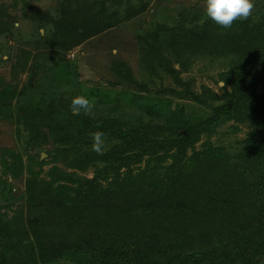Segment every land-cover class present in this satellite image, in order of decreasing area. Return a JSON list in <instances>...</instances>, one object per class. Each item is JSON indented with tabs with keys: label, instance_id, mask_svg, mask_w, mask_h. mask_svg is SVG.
Instances as JSON below:
<instances>
[{
	"label": "trees",
	"instance_id": "16d2710c",
	"mask_svg": "<svg viewBox=\"0 0 264 264\" xmlns=\"http://www.w3.org/2000/svg\"><path fill=\"white\" fill-rule=\"evenodd\" d=\"M133 1L83 0L81 7L82 0H76L72 9V0H63L54 15L32 7L29 15L23 14L38 23L44 38L53 42L56 56L50 57L59 64L51 68L49 87L32 99L23 93L20 101L22 94L0 78V107L12 105L19 96L13 120L26 131L24 145L39 148L52 140L56 147L47 152L48 157L64 160L81 172L92 167L93 176L60 174L62 182L68 177L66 182L72 185L54 187L51 182L41 189L40 172L31 168L35 161L29 163L25 195L31 231L24 230L21 238L22 212L13 219L0 212V264H259L264 259V0H255L259 23L236 21L225 29L206 17L199 27L169 40L171 48L181 54L239 55V61L220 76L224 82L220 94L206 87L198 94L189 81L182 80L181 70L169 67L165 71L174 83L165 90L169 97H160L162 91L140 97L136 107L141 115L135 123L106 121L83 111L74 114L72 98L87 92L73 84L68 107H46L59 96L56 82L68 80L70 84L65 72L68 61L62 64L61 52L111 29L120 15L128 20L147 8L143 0L131 6ZM5 16L0 8V39L7 40L12 32ZM161 33L157 31L155 42ZM21 55L27 62L30 53L22 51ZM255 61L259 63L254 65ZM96 92L93 87L88 96ZM127 100L132 102V98ZM224 123H232L234 131L246 125L248 132L245 145L230 156L235 162L226 181L217 183L209 181L212 175L205 167L213 160H225L224 149L207 143L199 152L194 145L200 135L209 136ZM45 126H49V137L42 132ZM95 131L105 134L102 154L91 147L89 134ZM188 149L192 154L184 158ZM6 156L11 162L1 158L3 174L19 177L25 168L21 157L12 152ZM35 160L42 167L44 163ZM167 160L172 162L163 168ZM142 161L143 168L137 167ZM135 170H139L137 175H133ZM243 191L249 194L248 200L241 197ZM23 197L12 194L9 184L0 179L1 200ZM45 209L55 215L57 224L43 242L41 236L48 233L44 228L41 236L34 237L39 213Z\"/></svg>",
	"mask_w": 264,
	"mask_h": 264
},
{
	"label": "rangeland",
	"instance_id": "374dc122",
	"mask_svg": "<svg viewBox=\"0 0 264 264\" xmlns=\"http://www.w3.org/2000/svg\"><path fill=\"white\" fill-rule=\"evenodd\" d=\"M62 1L0 0L1 11L4 10L8 15L3 20H7V23L11 25L10 31L12 32L11 35L7 36V40L0 39V43L3 45L0 49V78L3 79L5 84H10L12 90H16L17 94H22L20 101L24 99L23 93L29 99L35 96L39 97L38 95L42 94L47 86L49 87L50 84L48 83H51L49 78L52 75L51 68L55 69V66L59 64V61L55 62L50 57L56 56L52 50L53 42L44 38L45 32L39 27L38 23L33 19H29L30 17L24 18L23 14L29 15V8L32 7L43 14L54 15L62 6ZM75 1L72 0L71 2L72 9L75 6L73 4ZM143 1L147 4V8L141 14L128 20H123L126 16L122 18V15H120L119 22L111 29L75 46L71 50L61 52L63 56L62 64L66 65L68 61V68L65 72L69 73L70 84L68 80L67 82H64L65 80L56 82L59 96L56 100L48 101L46 107L51 110H63L65 109L64 106L68 107L73 92V84L82 93L83 91L87 92L84 96L94 100L93 116H100L106 121L108 118H113L120 119L123 122H130L129 120H131L135 123L134 119L141 115V109L136 107L137 103H140V97H146L152 95V92L160 91L164 92L160 97H169V94H165V90L174 84L165 71L169 67L181 70L180 77L182 80L189 81L191 89L198 94L203 93L202 87L221 93L220 89L223 88L224 82L221 81L220 76L233 67L235 62L239 61L238 54L231 53L225 56L217 54L218 52H211L207 55L191 56L178 53V48H171L169 45L170 39L172 41L178 40L181 34L187 32V29L199 27L202 24L201 21H205L204 0ZM138 2L140 3L139 0H134L130 5L135 6ZM83 5L82 0L81 7ZM109 5L110 3H108L110 8ZM127 9L129 14L132 15L131 8ZM258 12L260 13V10L255 5L249 20L259 23L260 16ZM159 30L162 32L161 37L159 41L155 42ZM38 34L42 38H38ZM22 51L30 53L27 62L24 59L25 55H21ZM23 62L26 63V65L24 63L25 66H23ZM258 63V61H255L254 65ZM183 67H186V69H181ZM242 71L245 74V69ZM93 87L97 89V92L96 95L90 97L88 92ZM128 98H132V102L128 101ZM18 99L19 96L13 100L12 105L0 107V160L4 157L8 162H11L10 156L6 155L12 152L14 155L21 157L25 168L19 177L13 178L8 173L3 174V168L0 164V179L5 184H9L12 194L16 193L22 197L24 194V197L18 201L1 200L0 198V212L5 214L6 219H13L19 212H22L23 218L20 229L22 230L21 238H23L25 237V231H31L28 219L30 213L26 201L27 196L25 195V179L29 175L28 164L33 160L35 161L34 164L32 163L31 168L40 172L38 178L41 181V189L46 188L45 185L51 182L54 187L59 184L71 186V182H66L68 177L64 178V182H62L60 174L75 173V176L91 178L93 168L90 167L81 172L68 167L64 160L56 159V161H53L47 154L53 147H56L52 140L39 148L26 147L24 145L26 131L22 130L21 126L17 127L13 120L14 109L19 102ZM184 103L189 104L188 102ZM232 125V123L220 124L217 128H213L211 132L209 131V136L200 135L199 140L194 145L195 150L201 152L207 148V143H210L214 147H222L224 150L221 152L226 153L225 160L221 162L213 160L211 163L206 164V173L212 175V179H209V181L217 183L226 181V177L229 176L227 173L230 165L235 162L230 157L232 152L239 153V150L245 145L248 127L242 124L234 131ZM42 130L44 137H49V126L43 127ZM105 146L104 144L103 151ZM191 154L192 149H188L184 158ZM55 155L59 157V154L56 153ZM35 158L44 163L41 165L42 167L39 168L35 165ZM171 162V160L165 161L162 164L163 168ZM144 164L145 162L142 161L136 166L143 168ZM132 168H134V165ZM138 171L135 170L133 175H137ZM123 172L124 169L121 170V173ZM205 178L207 179V176ZM55 179L56 182H54ZM240 194L243 200H248L249 194L247 191ZM45 205L46 203L43 206L45 207ZM39 214H41V217L39 215V229L34 238L41 236L44 228V232L47 231L48 233L43 234L41 240L45 242L47 241L45 237L54 233L51 229L57 224L56 217L46 209ZM29 236H32V234L29 233ZM258 263L264 264V259L259 260Z\"/></svg>",
	"mask_w": 264,
	"mask_h": 264
},
{
	"label": "clouds",
	"instance_id": "9594fccd",
	"mask_svg": "<svg viewBox=\"0 0 264 264\" xmlns=\"http://www.w3.org/2000/svg\"><path fill=\"white\" fill-rule=\"evenodd\" d=\"M254 8V0H204L206 17L225 29L231 28L236 21L248 20L252 16ZM48 27L52 28L51 25ZM94 107V100H90L84 95H76L71 100V111L74 114H79L83 111L85 115L91 116ZM96 127L99 128L100 125L97 124ZM89 135L92 140V150L102 154L105 134L102 131H95Z\"/></svg>",
	"mask_w": 264,
	"mask_h": 264
},
{
	"label": "water",
	"instance_id": "95a60500",
	"mask_svg": "<svg viewBox=\"0 0 264 264\" xmlns=\"http://www.w3.org/2000/svg\"><path fill=\"white\" fill-rule=\"evenodd\" d=\"M184 134H185V132H184Z\"/></svg>",
	"mask_w": 264,
	"mask_h": 264
}]
</instances>
